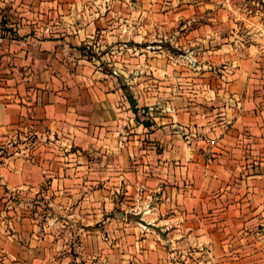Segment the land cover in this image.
I'll use <instances>...</instances> for the list:
<instances>
[{
	"label": "crops",
	"instance_id": "obj_1",
	"mask_svg": "<svg viewBox=\"0 0 264 264\" xmlns=\"http://www.w3.org/2000/svg\"><path fill=\"white\" fill-rule=\"evenodd\" d=\"M0 14L26 39L0 46V264H264V71L238 32L152 51L132 0Z\"/></svg>",
	"mask_w": 264,
	"mask_h": 264
},
{
	"label": "rangeland",
	"instance_id": "obj_2",
	"mask_svg": "<svg viewBox=\"0 0 264 264\" xmlns=\"http://www.w3.org/2000/svg\"><path fill=\"white\" fill-rule=\"evenodd\" d=\"M132 2L134 17L142 16L148 20L147 44L152 51L170 49L173 35L186 33L191 27L192 32L207 31L212 20L217 18L211 29L224 35L235 36L234 34L238 32L239 42L245 45L241 50L245 51V62L252 64L249 56H253L254 63L264 71V0H132ZM221 16L229 17V22L222 24L219 19ZM189 20L192 23H189ZM158 40L162 42L158 43ZM252 45L255 46V50H249L253 49ZM180 58L185 57L181 55ZM262 73L264 75V72ZM262 78L264 79V76ZM257 105L263 118L261 127H264V97Z\"/></svg>",
	"mask_w": 264,
	"mask_h": 264
},
{
	"label": "built area",
	"instance_id": "obj_3",
	"mask_svg": "<svg viewBox=\"0 0 264 264\" xmlns=\"http://www.w3.org/2000/svg\"><path fill=\"white\" fill-rule=\"evenodd\" d=\"M6 41L20 42L23 44L26 42V39L21 37L16 29L10 27L0 14V46ZM186 255H189V252ZM198 264H205V262L199 261Z\"/></svg>",
	"mask_w": 264,
	"mask_h": 264
}]
</instances>
